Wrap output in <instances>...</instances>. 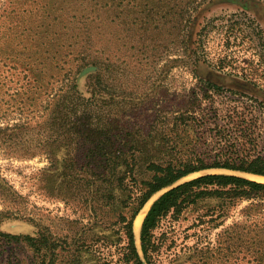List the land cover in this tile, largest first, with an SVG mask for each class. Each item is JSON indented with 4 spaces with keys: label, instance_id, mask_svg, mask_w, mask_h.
Returning a JSON list of instances; mask_svg holds the SVG:
<instances>
[{
    "label": "rangeland",
    "instance_id": "rangeland-1",
    "mask_svg": "<svg viewBox=\"0 0 264 264\" xmlns=\"http://www.w3.org/2000/svg\"><path fill=\"white\" fill-rule=\"evenodd\" d=\"M98 1L92 17L87 15L92 23L84 25V10L75 15L81 0H0V128L25 122L30 144L41 141L39 119L29 109L21 111L17 68L23 48L32 53L54 49L75 70L84 61L97 64L79 74L80 87L83 90L89 82L85 78L100 70L93 82L102 102L112 100L119 127L127 122L141 138L152 131L165 132L154 145L153 155L159 160L210 164L264 156V0L202 1L191 16L183 44L180 0ZM7 144L0 134V179L19 197L15 204L0 200V231L33 234L45 229L75 240L89 235L88 241L93 233L100 235L96 229L100 211L96 214L89 205L66 204L52 196L60 179L45 172L49 161L42 153L7 159ZM209 174H234L264 183V178L204 170L180 184ZM2 192L0 181V196ZM225 203L200 201L178 218H165L156 231L163 243L158 260L168 264L188 248L210 246L225 249L218 264H257L258 248L251 246L249 254L245 240L248 229L258 231L250 224L260 215L248 213L252 201L233 208ZM222 214H227L225 220ZM216 218L221 225L212 229ZM89 250L86 264L96 258L108 262L117 255L115 247L102 243L91 244Z\"/></svg>",
    "mask_w": 264,
    "mask_h": 264
},
{
    "label": "trees",
    "instance_id": "trees-1",
    "mask_svg": "<svg viewBox=\"0 0 264 264\" xmlns=\"http://www.w3.org/2000/svg\"><path fill=\"white\" fill-rule=\"evenodd\" d=\"M202 1L180 0L179 24L184 35L181 36V44L191 16ZM80 7L75 15L83 9L84 25H88L89 20L92 23L89 16L95 13L99 1L81 0ZM58 54L54 49L32 53L23 48L21 51L17 68L21 83L20 107L22 112L31 110L39 119L37 128L41 141L37 146L30 144L26 134L28 130L24 131L28 128L25 122L0 128L5 143L8 141L5 156L7 159H22L42 153L49 161L45 172L60 179L57 192L52 196L66 204L89 205L94 213L100 211V216L97 215L100 224L95 226L100 229V235L93 233L88 241L89 235L75 240L68 235L56 237L45 229L33 234L0 231V264H86L85 259L91 255L89 248L96 243L115 247L117 255L108 262L96 258L89 260L88 264H162L157 256L163 243L156 236L162 221L169 215L178 218L191 206L209 199L226 202L227 208L252 201L248 213H258L260 220L250 224L258 231L254 234V230L248 229L245 242L249 254L250 247L257 246V264H264V184L238 175L209 174L175 186L187 176L204 170H226L264 177V156L247 155L210 164L159 160L157 154L153 155L157 153L154 145L165 132L156 130L141 138L137 137L139 132L128 128L127 122L119 127L111 107L112 100L102 102L96 89L100 70L85 78L89 82L83 90L80 87L79 74L86 70L85 67H97V64L85 62V57L81 61L86 64L75 70L67 66L70 62L61 60ZM190 109L186 108L187 111ZM241 135H245V131ZM0 181L3 190L0 200L15 204L18 192L4 179ZM168 188L144 218L139 250L134 222L148 201ZM255 201L257 204L253 203ZM105 213H112V217ZM221 217L225 220L227 214ZM218 219H213L212 229L221 225L216 223ZM224 251V248L210 246L188 248L168 264H179L182 260H185L182 264H218L224 257Z\"/></svg>",
    "mask_w": 264,
    "mask_h": 264
},
{
    "label": "water",
    "instance_id": "water-1",
    "mask_svg": "<svg viewBox=\"0 0 264 264\" xmlns=\"http://www.w3.org/2000/svg\"><path fill=\"white\" fill-rule=\"evenodd\" d=\"M92 70V68H89V69H86L85 71H83V75L84 74H87L89 71H91ZM234 173H236V172H234ZM239 174H242V173H239ZM232 175H234V174H232ZM243 175H248V174H243ZM239 176V175H238ZM248 176H252V177H258V178H264V177H260V176H255V175H248ZM241 177H244V178H246V179H249V180H252V179H250V178H247V177H245V176H241ZM182 181V180H181ZM180 181V182H181ZM252 181H255V180H252ZM180 182H178L175 186H177V185H179L180 184ZM255 182H258V181H255ZM258 183H262V182H258ZM262 184H264V183H262ZM174 186V187H175ZM169 190V188L168 189H165V190H163V191H161V192H159V193H157V194H155L151 199H150V201H148V203L144 206V207H146V206H148L149 205V203L151 202V200L156 196V195H158V194H160V193H165L166 191H168ZM161 194V195H162ZM156 201V200H155ZM155 201H153L152 202V204L155 202ZM152 204L150 205V207L152 206ZM150 209V208H149ZM143 210V209H142ZM141 210V211H142ZM140 211V212H141ZM148 212V211H147ZM147 214V213H146ZM146 216V215H145ZM141 232V231H140ZM134 234H135V232H134ZM135 239H136V244H137V247L139 248V250H140V246H141V242H140V234H139V237H138V239H137V237H136V235H135Z\"/></svg>",
    "mask_w": 264,
    "mask_h": 264
},
{
    "label": "bare ground",
    "instance_id": "bare-ground-1",
    "mask_svg": "<svg viewBox=\"0 0 264 264\" xmlns=\"http://www.w3.org/2000/svg\"><path fill=\"white\" fill-rule=\"evenodd\" d=\"M147 210H148V206L144 207L143 210L139 213V215L137 216L135 222H134V232H135V235L138 239L139 237V234H140V231H141V226H142V223L144 221V218H145V215L147 213Z\"/></svg>",
    "mask_w": 264,
    "mask_h": 264
}]
</instances>
